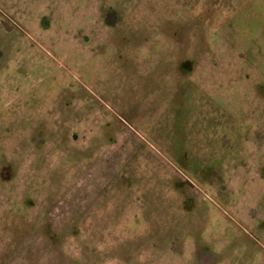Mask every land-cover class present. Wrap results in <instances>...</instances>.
<instances>
[{"label":"rangeland","instance_id":"rangeland-1","mask_svg":"<svg viewBox=\"0 0 264 264\" xmlns=\"http://www.w3.org/2000/svg\"><path fill=\"white\" fill-rule=\"evenodd\" d=\"M263 194L264 0H0V264H261Z\"/></svg>","mask_w":264,"mask_h":264},{"label":"flooded vegetation","instance_id":"flooded-vegetation-1","mask_svg":"<svg viewBox=\"0 0 264 264\" xmlns=\"http://www.w3.org/2000/svg\"><path fill=\"white\" fill-rule=\"evenodd\" d=\"M187 182L190 185L189 187L193 188L194 185L192 183H190L189 181H187ZM263 197H264V194H263ZM259 211H261V210H259ZM223 214L225 215V213H223ZM234 214H235V216H233V215L230 216V222L233 223L235 226H237L238 229H241L243 231L242 234H244L245 236H248L252 239L253 244H255L256 247L260 250L261 258L264 261V221L262 223H260V220H261L260 217L263 216L262 212H258V210H255V209H250L246 212L240 211V212L236 213L234 211ZM247 227H249V229L250 228L253 229V234H251V236H249V234L247 233V231H248V230H246ZM191 247H194L193 241H192ZM197 254H198V256H197L198 258L196 257L197 260L195 263H197V264H217L215 262V259L209 253H207V252L196 253L195 252V255H197ZM188 257L190 258L189 260H191V256L188 255ZM249 260L250 259L244 261L243 259H238V260L233 261V262L231 261L227 264H249ZM185 263H186V261H185ZM252 264H258V262L252 263ZM261 264H264V262Z\"/></svg>","mask_w":264,"mask_h":264}]
</instances>
